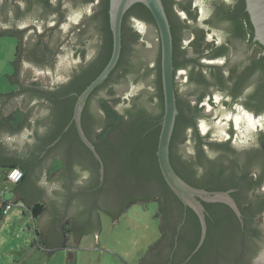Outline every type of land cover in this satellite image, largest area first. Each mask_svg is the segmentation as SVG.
<instances>
[{"label":"trees","instance_id":"trees-1","mask_svg":"<svg viewBox=\"0 0 264 264\" xmlns=\"http://www.w3.org/2000/svg\"><path fill=\"white\" fill-rule=\"evenodd\" d=\"M73 1L74 4L84 8L93 5L89 14V24H92L96 30L97 48L88 58L86 51L79 49L78 53L81 54L82 58L80 65L70 72L67 81L55 85L52 89H47L35 81L31 84L21 82L18 78L17 62L18 57L23 52V36L28 30H35V40L30 42L31 46L26 49V60L29 64L39 68L53 65L61 50L57 51L50 46L48 39L53 35L54 29L65 20V9L62 3L60 0H55V2L52 0H0V35L17 38L13 61L14 72L10 75L12 83L17 87L8 94H0V99L8 101L18 94H27L49 104L45 112L43 129L40 134L36 133L40 145L35 147L32 155L27 158L16 155H0V167L5 168V177L7 169L19 168L23 172L21 180L14 184L15 197L17 199L26 198L22 194V187L29 174L33 172L34 167L39 165L44 157L58 148L63 156L52 158L48 174L53 175L60 169L70 170L69 168L74 164L75 159L84 164L85 167H81V170L88 168L89 183L78 193L84 199L82 202L86 203L85 210L88 213H94L93 210H97L100 206L97 205L100 194L102 195L100 204L104 205V211L109 213L113 220H118L134 204L143 207L150 203L157 204L154 216L158 218L159 238L149 245L147 252L139 258V264H244L242 252L248 250L245 245H247L249 235L257 234L258 230L248 227L253 219L248 214L246 215L245 211L249 209L251 204L243 205L238 198L242 197L246 191L256 188L261 183L264 173L262 172L261 176H258L257 183L243 185L242 179L247 177L248 173L237 172L232 167L226 169L222 160V156H226V151L222 148L223 145L207 142L206 137L199 134L194 116L190 111L191 103L189 101L183 106L176 102L178 114L170 140L169 152L174 170L186 182L195 187L206 190L234 189L231 195L236 200L243 218L242 224L233 210L224 203L202 202L205 208L207 231L203 243L193 252L201 232L198 217L191 208L184 207L180 199L167 185L157 161L156 150L164 110L160 44L156 56L150 63L142 55L141 49L136 47L140 41L139 32L128 23L130 19L138 18L156 27L151 12L143 3H134L125 12L121 27L120 57L107 78L90 93L81 115L82 128L104 163V178L101 184L99 163L81 141L74 123H71L64 131L72 119L78 94L102 71L111 56L113 45L108 12L109 0ZM215 1L218 0H212V6L216 7L219 5L218 3H221ZM162 2L172 33L174 75L177 69L191 66V70L188 72V78L191 82L194 80L192 69L198 68L197 81H199L200 86H203L201 84H205L207 78L202 72L205 65L199 62V58L210 43L204 39V27L196 22L197 12L191 6L190 0L185 4L180 2V8L187 17L180 20L178 24L172 19L170 0H162ZM244 8L245 0H232V4L227 10L232 11L230 19L245 20V22L239 23L238 31L247 34L248 29H250L251 35L252 25ZM50 14L57 17L54 27L45 25L46 17ZM222 19L220 16L216 18V20ZM189 20L190 23H188ZM35 21L43 22L45 25L42 32H37L34 25ZM205 21L209 22V19ZM21 22L27 23L23 29L18 28V24ZM183 28L191 29L194 33V38L189 47L193 48L195 57H185V50L179 46V33ZM220 52L222 53L221 50L215 53ZM261 58L264 59L262 56ZM148 75L152 76L154 88V94L149 96L148 101L153 102L156 106L155 110H149L145 105L146 101L140 96L132 102L122 101L119 96H115V85L120 83L140 84ZM216 77L219 90L225 94H230L228 89H222L226 85L222 74H218ZM101 90H105L109 97L99 96L97 98L103 113V121L90 109L93 98ZM204 95L205 93H201L199 99ZM259 96L260 110L264 112V95L262 97L261 93ZM27 120V114L18 109L4 117L2 125L6 124L3 127H7L10 131H18L27 124ZM188 129L191 130L190 135L186 134ZM57 138L55 144L50 146ZM186 140L190 141L193 150L190 158H183L180 153V144ZM232 158L230 155V165H234ZM63 176L66 177V175ZM58 180H61V176L58 177ZM6 181L8 180L6 179ZM64 182L66 180L63 181V184ZM112 195L125 200L119 202L115 211L108 208L113 201V199L109 201ZM28 202L27 208L33 221H38L45 210V205L36 199L28 200ZM8 203L9 201H3L0 205V220L4 215L3 209ZM95 206L96 209H94ZM259 209H264V203ZM59 213L57 211L56 215H60ZM60 223L63 240L56 247H50L46 242H39L46 250L69 248L68 235L73 233L74 227L71 221L67 219L60 218ZM35 232L36 235H39L36 228ZM75 235V240H77L81 233Z\"/></svg>","mask_w":264,"mask_h":264},{"label":"water","instance_id":"water-1","mask_svg":"<svg viewBox=\"0 0 264 264\" xmlns=\"http://www.w3.org/2000/svg\"><path fill=\"white\" fill-rule=\"evenodd\" d=\"M52 1L55 2V0ZM207 1L208 0H193L196 7H204ZM60 2L65 9V20L59 24V27L54 29L53 35L48 40L50 46L57 51H61L57 54L51 67L39 68L29 64L26 60V49L31 46L30 42L35 40L36 31L28 30L23 36V52L18 57L17 62L18 78L24 84H31L35 81L47 89H52L55 85L67 81L70 72L80 65L82 58L81 54L78 53L79 49L86 51V54H88L87 58L96 51L98 43V41L95 40L96 30L92 24H89V14L92 11L93 5L84 8L74 4L75 2L73 0H60ZM137 2L143 3L149 9L156 27L153 24L138 18L130 19L128 22L129 25L140 34V41L136 47L141 49L142 55H144L151 63L157 54L160 44L164 110L156 150L157 161L167 185L180 199L184 207L191 208L198 217L201 232L198 244L193 251L195 252L203 243L207 231L205 208L202 202L224 203L233 210L242 224L243 218L236 200L231 195V192L234 191V189L206 190L204 188L195 187L180 177L171 164L169 156L170 140L176 115L178 114V108L174 86L172 33L162 0H109V22L113 38L111 56L102 71L80 94H78L73 109L72 119L65 127L64 131L71 123H74L81 141L92 152L93 156L99 163V180L101 184L104 178V163L93 143L86 136L82 128L81 115L90 93L97 87V85L107 78L120 57L122 47V19L125 12ZM245 9L254 29V39L262 45L263 50L261 54L264 55V0H245ZM201 18L203 17L201 16ZM56 19L57 17L55 15L50 14L46 17L45 25L54 27ZM26 25V22H21L18 24V28L23 29ZM34 25L39 33L42 32L44 29L43 27L45 26L43 22L39 21H35ZM185 37V43L187 44L188 32L185 34ZM9 80L11 81L10 77ZM114 89L116 91L115 96H119L122 101L128 100L129 102H132L136 97L140 96L146 101L145 105L149 110L152 111L156 109L153 102L148 101L149 96L154 94L151 75L145 77L144 81L140 84L120 83L115 85ZM178 90L182 102L184 103L185 101V105L186 102L189 101L188 98L191 92L190 87L188 85H179ZM99 96L109 98L105 90L99 91L93 98L90 109L99 119H101V121H103V113L97 102ZM220 99L221 98L216 97L217 102L220 101ZM192 101L194 102L193 99ZM209 105L210 103L205 99L204 106L206 107L203 108L205 111V117L202 116L200 121V125L202 123L201 126L204 127L203 134L207 135V132L212 134L218 133L219 135H221V132L226 133V125L220 124L219 126V124L215 123L216 121L210 117V115H214V111L211 110L212 106ZM47 106H49V104L43 100L27 94H18L8 101L0 99V155H16L25 158L32 155V151H35V147L40 145L36 133L40 134L43 129ZM18 109L27 114V124L18 131H10L7 127H3V125L6 124L2 125L1 117H5L11 111ZM217 110H219V108ZM241 125L244 127L243 124ZM259 125L261 128L260 130L264 131V114L260 116ZM186 134L190 135L189 132H186ZM58 138L53 141L50 146L55 144ZM239 138L241 142L240 146H243L242 143L245 141V137L242 135L239 136ZM180 152L184 158H190L192 156L193 150L189 140L183 142L180 147ZM61 156H63V154L60 149L57 148L44 157L39 165L34 167L33 172L29 174L27 180L23 184L22 194L26 198L20 197L18 199L26 205L29 204L28 200L34 199L40 200L44 203L45 210L40 215L39 220L36 221V226L40 230L39 238L44 239V242H46L47 245H57L63 240L62 232L60 230V218L65 220L70 218L71 224L74 227L73 233H70L68 243H76L78 239L75 240V234L78 233L79 235L80 233L85 234L87 232L93 233L94 240L97 242V234L99 231L97 211L101 210L110 217L111 215L104 211L105 207L101 204L98 206V210H93L96 212L94 215L91 214L89 216L88 211L85 210L86 203L82 202L84 199L78 193L89 183L88 177L85 179L83 176L84 172L89 173L88 168L86 167L81 170V167H85L83 166L84 164H81L75 159L74 164L69 168L70 170L60 169L59 171L54 172L53 175L48 174V168L52 158ZM222 160L224 163L228 161L226 156H222ZM258 162L260 164V171L264 166V155L262 153L258 158ZM63 175H66V177ZM60 176L61 180H58V177ZM65 180L66 182L63 184V181ZM11 191L13 192V197L9 202L13 203L17 198L15 197L14 189ZM254 192H257V189L252 193ZM101 197L102 195L100 194V198ZM112 199L114 211L117 209L119 202L125 201L123 200L124 198H117L114 195H112V198H109V201ZM96 208L97 207L95 206L94 209ZM57 211L60 212V215H56ZM111 223L113 224L117 222L111 217ZM260 223L261 228L264 229V213L260 218ZM253 258L254 264H264V243L261 245L260 251L254 254Z\"/></svg>","mask_w":264,"mask_h":264},{"label":"flooded vegetation","instance_id":"flooded-vegetation-1","mask_svg":"<svg viewBox=\"0 0 264 264\" xmlns=\"http://www.w3.org/2000/svg\"><path fill=\"white\" fill-rule=\"evenodd\" d=\"M188 0H170L169 4L172 8V19L174 22H180L183 18H186V13L180 8V2L186 3ZM191 1V6L196 10V22L205 30V41L209 42V47L203 51L202 56L199 58V62L204 64L205 67L202 72L205 74V84L199 85L197 81L198 68L192 69L194 80L189 81L188 72L191 70V66L187 68L177 69L174 75L175 79V91L176 101L180 106L184 103L179 94V85H188L190 87L189 102L191 103V113L194 116L195 125L200 135L206 137L207 142L218 143L223 145L224 151H226L227 162L224 163L226 169L231 167L237 172H247L248 175L242 179L243 185L255 184L258 182V176L264 173V166L260 169L258 158L262 153L264 155V131L260 130V116L264 114L260 110V96L264 95V57L262 53V45L254 39V29L252 26V34L250 35V29L247 34H243V31H238L239 23L245 22V20L230 19L232 11L227 9L231 6L232 0H218L215 1L219 5L212 6V0H208L204 7H196V4ZM195 1V0H194ZM213 7V9H212ZM244 10H246L244 8ZM201 16L203 18H201ZM220 16L222 20H216ZM209 19V22L205 21ZM191 21L189 20L188 23ZM252 25V24H251ZM188 32L187 44L185 43V34ZM179 46L184 49V56L191 58L196 54L193 52V48L189 47L194 33L191 29L183 28L179 33ZM221 50L222 53H215ZM216 70V71H215ZM222 74L225 79V87L230 94H225L222 90H219L218 79L216 75ZM199 78H201L199 76ZM202 80V79H201ZM205 86V88H203ZM233 95H232V93ZM201 93L205 95L199 99ZM257 94V96H256ZM216 97L221 98L220 101H216ZM194 100V102L192 101ZM207 99L212 106L211 110L214 111L213 118L219 124H225L226 133L203 134L202 123L200 125L201 117H205V111L203 108L204 100ZM263 106V105H262ZM208 108V107H207ZM219 108V110H217ZM214 123V124H215ZM243 124L244 127L241 125ZM213 128V127H212ZM191 130L188 129L187 132ZM243 133V134H242ZM244 136L245 141L240 146L239 136ZM248 136V137H246ZM183 143L180 144V147ZM206 146V145H205ZM181 153V152H180ZM182 154V153H181ZM230 155L234 160V165L229 160ZM184 158V156L182 155ZM255 189L257 192L252 193ZM98 203L100 205L101 198L98 196ZM239 201L243 205H250L246 212L251 219H253L250 228L258 230L257 234H250L247 241L246 252H242V258L244 264H254V254L260 251L261 245L264 243V229L260 226V218L263 216L264 209L260 210L259 207L264 203V176L261 183L254 189H250L245 192ZM111 210L114 209V204L111 203L108 207ZM98 210V209H97ZM89 212L91 214H95ZM98 220L99 215L97 214ZM89 219V218H88ZM251 233V232H250ZM253 258V259H252Z\"/></svg>","mask_w":264,"mask_h":264},{"label":"rangeland","instance_id":"rangeland-1","mask_svg":"<svg viewBox=\"0 0 264 264\" xmlns=\"http://www.w3.org/2000/svg\"><path fill=\"white\" fill-rule=\"evenodd\" d=\"M16 46V37L0 35V94H8L17 87L9 80L14 72ZM14 187L6 181L5 168L0 167V205L13 197ZM156 208V203L145 207L134 204L113 224L109 215L98 210L97 242L93 233L87 232L81 233L76 243H68L72 251L68 247L46 250L39 244L44 239L39 238L38 228L39 235H36V221L27 205L17 199L0 220V264H139V258L159 238Z\"/></svg>","mask_w":264,"mask_h":264},{"label":"built area","instance_id":"built-area-1","mask_svg":"<svg viewBox=\"0 0 264 264\" xmlns=\"http://www.w3.org/2000/svg\"><path fill=\"white\" fill-rule=\"evenodd\" d=\"M22 176H23V172L19 168H11L6 170V179L12 184L18 183L21 180ZM10 205L11 202H9L5 206V208L3 209V213L6 212V210L10 207Z\"/></svg>","mask_w":264,"mask_h":264},{"label":"clouds","instance_id":"clouds-1","mask_svg":"<svg viewBox=\"0 0 264 264\" xmlns=\"http://www.w3.org/2000/svg\"><path fill=\"white\" fill-rule=\"evenodd\" d=\"M88 175H89L88 172H84V173H83V176H84L85 179L88 177Z\"/></svg>","mask_w":264,"mask_h":264},{"label":"crops","instance_id":"crops-1","mask_svg":"<svg viewBox=\"0 0 264 264\" xmlns=\"http://www.w3.org/2000/svg\"><path fill=\"white\" fill-rule=\"evenodd\" d=\"M35 228L37 229V226H35ZM38 230V229H37ZM70 249V251H72L73 250V248H69ZM69 251V250H68ZM72 254V253H71ZM73 258V257H72Z\"/></svg>","mask_w":264,"mask_h":264}]
</instances>
